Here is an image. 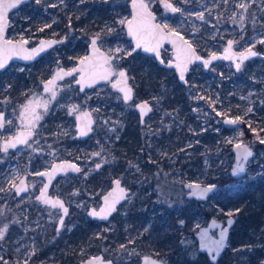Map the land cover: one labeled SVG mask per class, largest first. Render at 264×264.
Here are the masks:
<instances>
[{
    "label": "rangeland",
    "instance_id": "374dc122",
    "mask_svg": "<svg viewBox=\"0 0 264 264\" xmlns=\"http://www.w3.org/2000/svg\"><path fill=\"white\" fill-rule=\"evenodd\" d=\"M125 1L41 0L39 11L35 2L11 16L10 38L23 36L36 43L40 37L48 36V33L39 36L44 33L40 28H44V31L60 33L67 42L37 65L15 63L0 74V112L6 114L5 121H12L11 125L5 123L0 128V228L8 225L4 241L0 242L3 258L0 264L5 261L7 264H25V261L61 264L68 259L65 237L74 227L85 223L82 218L88 219V209L100 205L101 195L117 177L132 189L130 198L109 223L92 229L89 240L79 246L72 264H78L76 259L83 261L84 256L99 253L98 247L115 261L112 252L118 250V255H122L127 245L130 248L126 262L141 264L142 257L150 255L165 264H179L172 257L173 248H169L177 243L178 237L187 254L193 256L191 249L198 250L195 234L183 230L184 223L180 220L183 211L193 217L194 233L212 218L225 221L228 212L237 219L238 203L245 196L249 197V206L264 217V144L257 139V134L264 138V59L243 63L239 71L233 63L225 61L209 72L196 66L189 77L190 85L181 88L172 78V72L154 68L146 55H125L133 50L124 26L118 23L120 19H129ZM242 2L250 4L246 12L238 7ZM178 3L182 11L164 23L182 32L201 53L220 52L227 41L235 40L238 53L254 45L253 48L264 54V44L260 43L264 40V0L254 3L252 0H178ZM199 12L204 13V20L197 18ZM48 24L51 27H45ZM109 27L114 29L111 33L107 31ZM98 34L108 55L117 57L112 60L113 69L126 67L129 75L132 69L135 78L134 81L130 75L132 84L142 88L137 89L138 98L147 99L155 106V114L147 121V132L136 127L140 120L135 103H126L108 85L81 94L74 78L56 88V99L49 104L47 113L43 108L38 109L43 118L37 122L35 136L28 144L4 152L5 142L19 129L25 130L20 119L24 105L33 97L41 103L49 100L50 93L42 91L43 81L66 60L75 65L86 55L90 37ZM84 45L86 48L79 52V47ZM116 47L124 51L116 53ZM72 52L78 56L74 58ZM164 56L169 59L171 52L164 51ZM21 68L24 70L20 71ZM159 74L161 77L157 79L155 76ZM72 105H78L79 112L91 111L96 119L93 134L85 140L74 138L79 113L69 114ZM249 108L251 112L247 111ZM237 116L250 122L251 128L244 123L242 127L225 131L224 118ZM138 136L149 137L133 142ZM228 140L232 143H227ZM237 142L249 144L256 155L243 177L218 187L220 177L232 173L236 165L233 147ZM71 157L78 159L83 170L75 181L68 178L55 187L56 193L62 192L70 199L72 207L58 229L61 211L47 208L36 200L43 182L37 173ZM97 163L101 165L100 170L95 167ZM24 174L28 176L30 192L18 196L11 185H16ZM89 179L96 184H88ZM258 181H263L261 190L236 195L238 189ZM188 182L215 185L218 191L201 202L202 205L190 207V200L194 199L187 197L185 184ZM71 185L79 187L72 191ZM262 224L258 231L249 232L255 238L254 244L234 247L230 241V249L219 264H228L225 260L229 264H262ZM235 226L232 231L236 230ZM104 232L115 234L117 240L106 245V238L99 242L93 239ZM32 252L35 254L29 255Z\"/></svg>",
    "mask_w": 264,
    "mask_h": 264
},
{
    "label": "snow or ice",
    "instance_id": "6c2138e0",
    "mask_svg": "<svg viewBox=\"0 0 264 264\" xmlns=\"http://www.w3.org/2000/svg\"><path fill=\"white\" fill-rule=\"evenodd\" d=\"M23 0H3L0 2V69H4L9 60H11L14 56L18 57L23 60H32L40 52L45 51L47 48L52 47L56 43H63V41H41L40 46L36 48H32L29 50L25 45L29 43L27 39H24L23 36L20 37L19 41L14 42L12 39H5L6 29L9 26L8 20V12L10 9L17 8ZM37 4L41 2V0H35ZM83 2V0H81ZM187 2V0H185ZM254 3L255 0H252ZM160 3L163 7L171 11L173 13L181 12V8L174 6L171 0H160ZM55 6V5H50ZM239 8L243 9L245 12L250 7L248 3H240L238 5ZM132 9L133 15L131 19L123 18L118 21L120 25L127 27V34L132 36L135 40V47L136 48H143L145 52H153L156 56H159V48L162 46V43L165 40H168L172 43L173 47L176 49V63L175 67L180 72V79L182 81L185 80V73L188 71V66L194 63L197 60H201V57L197 56L195 53V49L192 47L191 43L185 40L182 36H179V33L176 32L174 29L170 28L167 23H156V17L150 10L149 3H146L145 0H132ZM197 18L200 20H204V13L199 12L197 14ZM235 21V17H233ZM242 22V21H241ZM45 27H51L50 24L45 25ZM114 29L108 28L107 31L111 33ZM40 31H44V28H40ZM178 37V40L176 39ZM100 39V34H98L94 39L91 41L93 54L92 56H85L80 59V67L73 68L68 72H64L63 70L56 73V76L53 79L48 80L44 83V91L46 93H50L49 100L40 101L36 100L35 97L29 100L26 105H24L23 112L21 113V124L25 128L24 131L17 133L10 141H6L3 145V151L7 152L9 148H15L17 144H28V139L33 135V131L37 126V122L40 121L43 117L38 109L43 108V111L47 113L48 106L52 100L56 99V81L58 79H63L64 76H71L73 73H80L79 79L76 81L77 83L81 84V91L85 86L91 87L93 83H95L98 79H110L111 76L115 75L118 76L119 79L113 84L114 88H117V85H122L118 88V91L123 93V99L128 101L132 98L131 93L132 89L127 86V74L123 70H114L112 67V60L117 59L114 55H105L104 53L100 52V49L97 47V40ZM234 41H228L229 47L225 50L226 54L223 57H218L215 54H212L210 60H203V66L208 67L212 60L215 59H228L233 60L236 59L238 62L236 63V70L239 71L242 67L243 62L248 59L249 57H255L259 55L256 51H253V47H247L244 51L240 53H232L231 48ZM261 44H264V40L260 41ZM111 51V50H110ZM124 49L121 47H116L115 52L120 53L123 52ZM125 55H132V51H127ZM99 57L102 64H97L96 59ZM119 59H123V57H119ZM161 63H164L161 60ZM168 67H172L173 65L169 63ZM101 68L103 69L102 72H97L96 69ZM24 69L21 68L20 71ZM204 97H201L203 99ZM6 102V101H5ZM142 115L147 114V112L151 111V108L145 103L139 105ZM213 110L215 111V107L213 106ZM248 112H251L252 109H247ZM79 113L77 115V120L80 121L79 126V134L80 136H87L90 131H92L91 125L93 121L91 120L90 113L87 112H79L78 105H72L69 109V114ZM218 116L221 115L220 112L216 113ZM28 121L25 124V121ZM5 123L11 125L12 121L8 120L5 121L3 114H0V128H4ZM224 123L236 125L241 123H248L249 127L251 128V123L245 121L241 116H237L234 119H225ZM255 133L256 129H252ZM242 135V133H241ZM257 139L261 144H264V138L259 137L257 134ZM227 143H232L231 140H228ZM235 149L238 150V155L240 158V163L237 164V168L234 171V175H239L240 173L245 171L243 164L248 161V158L253 155L250 147L247 145H243L241 142L235 143ZM191 147V145H189ZM94 155H99V153H95ZM97 169L101 167L99 163L95 165ZM72 170L75 172H80L81 169L77 167L75 164H66V165H55L52 168V171L49 172H39L37 173L40 176H47L49 184L51 180L54 178V175L57 172H67L68 170ZM137 170L138 167H137ZM116 189L113 190L112 193H109L107 196L104 197L105 206L100 209L99 212L93 210L89 214L93 217H97L102 220H107L109 215L112 212L116 211V204L119 203L120 200L125 199L127 197V193L124 188L120 186V181L116 180ZM15 188L17 194L27 191V187L25 186L24 181L20 182V185L17 186L15 184L11 185ZM187 187L189 189H195L192 195L197 196L200 199H206L208 194L213 192L215 189V185H209L206 187H201L199 183L196 184H188ZM48 184H45L41 190L39 197H37L42 203L46 205H50L53 208H60L65 215L68 213V208L64 206L63 201L59 199H51L47 196ZM239 211V210H237ZM227 215L232 216V212H228ZM63 219L60 220V225L63 226ZM215 224V221L213 222ZM228 225L232 224V220H228ZM8 231V225L5 224L3 228H0V242L4 241L5 234ZM226 232L227 230L222 228L220 232V239L219 240H211L210 242H205L202 247L207 248V250L213 253V260L220 256L221 251L226 247ZM207 235L206 233L204 234ZM123 247V246H122ZM35 253L32 252L29 255H34ZM3 258L0 257V260ZM7 264V261L4 262ZM27 264V261H25ZM81 264H105L102 257H93L87 261H82ZM107 264H111L110 261ZM145 264H160V261L153 260L149 257H145ZM264 264V262H262Z\"/></svg>",
    "mask_w": 264,
    "mask_h": 264
},
{
    "label": "water",
    "instance_id": "95a60500",
    "mask_svg": "<svg viewBox=\"0 0 264 264\" xmlns=\"http://www.w3.org/2000/svg\"><path fill=\"white\" fill-rule=\"evenodd\" d=\"M31 1H32V0H23V2L20 3V4L18 5L17 8H14V9H10V10H9V12H8V20H9V24H10V15H11L12 13L16 12L17 10H19L22 6H24V5L28 4V3H30ZM0 2H3V0H0ZM150 10H151V9H150ZM132 11H133V9H132ZM151 11H152V10H151ZM152 13L155 15V13H154L153 11H152ZM155 17H156V15H155ZM130 19H131V18H130ZM156 23H159V22H157V20H156ZM8 27H9V26H8ZM125 27H126V26H125ZM7 32H8V28L6 29L5 39H8V38H7ZM126 32H127V27H126ZM127 35H128V34H127ZM179 36H182L185 40H187L186 37L183 36V35L180 34V33H179ZM95 37H96V36L92 37V39H94ZM128 37H129L130 39L133 40L134 45H135V40L132 38V36L128 35ZM92 39H91V41H92ZM176 39H177L178 42H179L178 37H177ZM53 40H54V41H60L59 39H55V38H42V39H40L39 43H38L36 46H34V47H30V46H29V45H30V41H29V43H28L27 45H25V47H27L29 50H31L32 48L39 47L41 41H53ZM13 41L16 42V41H19V40H13ZM187 41H188V40H187ZM229 41H230V40H229ZM231 41H233V40H231ZM58 44H59V43H56V44H54L52 47L47 48L45 51L40 52V54L37 55V56H36L34 59H32V60H23V59H20V58L14 56L11 60L8 61L6 67H5L4 69H0V71H4V70H6V69L8 68V66H9L12 62H20V63H31V62H34V61L38 60V59L40 58V56H41L43 53L48 52L51 48H53L54 46H56V45H58ZM166 45H170L171 48L173 49V53H174V59H173L172 61L169 62V63H171L173 66H172V67H169V68H173L174 70H176V73H177V75H178L179 81H180V83L183 84V85H187V84L189 83V81H188V75H189L190 72H191L192 66H195V65H198V64H202V65H203V60H210V59H211V56H212V55H210V56H208V57H204V56L200 55V53L198 52V50L196 49V47L191 43L192 47L195 49V53H196V55L199 56V57H201V60H197V61H195L194 63H192V64H190V65L188 66V71L185 73V80L187 81V83H185V81H182V80L180 79V72H179V70L174 66L175 63H176V49L173 47L172 43H170L168 40H165V41L162 43V46L159 48V53H160L159 56H156L155 53H153V52H145V51L143 50V48H136V47H135V48H134V52L139 51V50H142V52L145 53V54H148V55H150V56H155V57L157 58L158 63H159L160 65L167 66L169 63H167V64H165V63H161V60H163V58H162V49H163ZM233 46H234V43H233V45H232L231 52H232V53H236L235 50H234V48H233ZM97 47L100 49V52H102V53H104V54L106 55V51H105V50L100 46V44H99V39L97 40ZM228 47H229V45H228V43H227V47L225 48V50H226ZM225 50H224L222 53H220V54H215V55L218 56V57H223V56L226 54ZM253 51H256V50L253 49ZM256 52H257V51H256ZM257 53H259V52H257ZM92 54H93V49H92V45H91V43H90V45H89V52H88V55H87V56H92ZM255 57L264 58V54H263V53H259V55L255 56ZM250 58H251V57H249L248 59H250ZM252 58H253V57H252ZM248 59H246L245 61H247ZM221 61H226V62L233 63V64L235 65V68H236V63L238 62V60H236V59H233V60H228V59H215V60H212L211 63L208 65V67H205V68L208 70V69H210L213 65H215V64H217L218 62H221ZM245 61H244V62H245ZM96 62H97V64H102V63H103V61H101V60L99 59V57H97ZM79 67H80V63H79L75 68H79ZM167 67H168V66H167ZM63 71H64V72H68V70H66V69H63ZM96 71H97V72H102L103 69H101V68H97ZM123 71L126 72L127 77H128L127 69H123ZM77 73H78V72H77ZM77 73H73V75H74V74H77ZM71 76H72V75H71ZM71 76H64L63 79H58V80L56 81V84L62 82L65 78H67V77H71ZM79 76H80V73L78 74V79H79ZM54 77H55V76H54ZM113 77H114V75L111 76L110 79H108V80H105V79H98L95 83L92 84L91 87H87V86H85V87L83 88V91H81V90H80V91H81V93H84L87 89H91V88L96 87V86H98V85H101V84H108V83L113 87V84H115L116 81L119 79V77H117L115 80H113ZM51 79H53V77L50 78V79H48V80H51ZM78 79H77V80H78ZM48 80H46L44 83H46ZM44 83H43V93H44V94H47V93L44 91ZM76 83H77V82H76ZM77 84L80 86V89H81V84H79V83H77ZM121 86H122V85H117V88H114V87H113V89H114L116 92H118V93H120V94L123 95V93H121L120 91H118V88L121 87ZM127 86L130 87V88L132 89V93H131L132 98H131L130 100H128V101H125V100H124V101H125L126 103H131V102H133V100H134V98H135V95H134V88H133V87L130 85V83H129V77H128V80H127ZM145 103L151 108V111H150V112H147V114H143V115H142L139 105H141V104H145ZM137 110H138V113H139V115H140L141 123H144L145 120H146V118H147L151 113L154 112V107L151 105V103H150L149 101H147V100H142V101L138 102V104H137ZM85 112L90 113L91 120L93 121V123H92V125H91L92 131H90V132L88 133L87 136H83V137L80 136V134H79L80 121L76 119V130H77L76 138L87 139V138H89V137L93 134V129H94L95 125H96L95 117H94V115H93V113H92L91 111H85ZM3 116H4V118H5V114H4V113H3ZM225 119H234V118H232V117H225ZM225 119H224V120H225ZM243 124H244V123L236 124V125H231V124H226V123H225L226 127L231 128V129L242 127ZM21 131H24V130H20L19 132H21ZM28 140H29V139H28ZM17 145H20V144H17ZM23 145H25V144H23ZM243 145H247V146H249V147H250V150H251L252 153H253V155H252L251 157L248 158V161H247L246 163L243 164V167L245 168V171L242 172V173H240L239 175H234L233 173H234V171H235L236 168H237V164L240 163L241 161H240V158H239V155H238V150L235 149V146L233 147V151H234L235 158H236V165L233 167V169H232L231 172H232V175H233L235 178L243 177V176L247 173V166H248V163L250 162V160H251V159L255 156V154H256V153H255V150H254L249 144H243ZM66 164H75L77 167H79V165H78L77 163H75V162H73V161H71V160H63V161H60V162H57V163L53 164V166H52L49 170H47V171H45V172H49V173H50V172L52 171V168H53L55 165H66ZM71 173H72V174H79V172H75V171H72V170H70V169H69L67 172H57V173L54 175V178L51 180V183H50V184H49V182H48V177H47V176H43V177L45 178V180H46L45 184H48L47 196L50 197V198L53 199V200H55V199H59V200L63 201L64 206L68 208V213H67V215H65V214L63 213V211H62L60 208H58V207H57V208H54V209H60V210L62 211V219H63V221H65L66 218L69 216V214H70V207L65 203V201H64L62 198H60V197H58V196H52V195L50 194V189H51V186H52L53 182H54L56 179H58L59 177L67 176V175H69V174H71ZM116 180H119V181H120V186H121L122 188L125 189V191H126V193H127V197H126L125 199L120 200L119 203L116 204V211H115V212H112V213L109 215V217H108L107 220H102V219H99V218H97V217H93V216H91V215L89 214L90 212H92L93 210L99 212L100 209L103 208V207L105 206L104 197L107 196L109 193H112L113 190L116 189V184H115V181H116ZM21 181H24L25 186L27 187V191H24V192L19 193L18 196H22L23 194H25V193H27V192L29 191V185H28V182H27V177H23V178H21L20 181L18 182L17 186L20 185V182H21ZM45 184H44V185H45ZM188 184H196V182H188V183H186V184H185V189L187 190V197H188L189 199H194V200L199 201V202H205V201H207L209 198H211V197H212V196L218 191L217 187L215 186L214 191L211 192V193H209V194H208V197H207L206 199H200V198H198L197 196L192 195V193H193V191H195V189H189V188L187 187ZM200 185H201V187L209 186V185H203V184H200ZM41 190H42V189H41ZM40 193H41V191H40ZM40 193H39V195H40ZM131 193H132V190L124 184V182H123L122 179H120V178H115V179L113 180V182H112V186L109 188V190H108L106 193H104V194L102 195V197H101V201H102L101 205H100L98 208L92 206V207H90V208L88 209V211H87V216H88V218H90V219L93 220V221L100 222V223H108V222H110V221L112 220L113 216H115V214H117V213L119 212L120 207H121L125 202H127V200L130 198ZM39 195H38L37 197H39ZM37 199H38V198H37ZM38 200H39V199H38ZM39 201H40V200H39ZM40 202H41V201H40ZM41 203H42V202H41ZM42 204L45 205V206H47V207H51L50 205H46V204H44V203H42ZM51 208H53V207H51ZM228 220H232V224H231V225H228V223H227ZM214 221H215V224L213 223ZM236 223H237V219H236L235 216H228V217L225 219V221H223V220H218V219H216V218H212V219H211L206 225H203L202 227H200V228L198 229V231L195 233V238H196V240H197V244H198V250H199V252L202 253V254L207 255V257L209 258V261H210L212 264H218V263L220 262V260L223 258V256L226 254V252L228 251L229 244H230V241H231V232H232L233 227L236 225ZM60 227H61V225H60V223H59V228H60ZM222 228H224V229L227 230V232H226V241H225V243H226V247L221 251L220 256H219L218 258H216L215 260H213L212 257H213L214 254L211 253V252H209V251L207 250V248L202 247V245L205 244V242H210L211 240H219V239H220V232H221V229H222ZM215 231H216V233H215ZM205 233L207 234L206 236L204 235ZM93 257H102V258H103V261L105 262V264H107L108 261H110L111 264H115V261H114L112 258H107L103 253L93 254V255L87 257V258H86L85 260H83V261H87V260H89V259H92ZM145 257H149V258H151V259H153V260H158V261H160V264H165L162 260H159V259H157V258H155V257H153V256H150V255L143 256L142 259H141V264H145ZM80 264H81V263H80Z\"/></svg>",
    "mask_w": 264,
    "mask_h": 264
},
{
    "label": "trees",
    "instance_id": "16d2710c",
    "mask_svg": "<svg viewBox=\"0 0 264 264\" xmlns=\"http://www.w3.org/2000/svg\"><path fill=\"white\" fill-rule=\"evenodd\" d=\"M47 32V31H44ZM57 35V34H56ZM41 36V35H39ZM57 36H61L60 33H58ZM86 47V46H85ZM84 47V48H85ZM133 70L131 69V75H133ZM134 77V76H133ZM135 81V78H134ZM135 83V82H134ZM177 83V82H176ZM178 86L179 83H177ZM137 89H142V88H138V86H136ZM181 88H186L184 86H180ZM139 130H142V128L137 125L136 126ZM225 131H227V129L224 128ZM135 140H132L133 142L135 141H143L144 137H142L140 139V137L138 136L137 138H134ZM147 140V139H146ZM142 145V143H141ZM231 144L228 145V149L231 150ZM237 181V178H235L232 173L227 174L226 176L223 175L222 177H220L219 181L217 182L218 187H223L225 184H227L228 182H235ZM261 186H263V181H258L256 183H249L247 186L238 189L236 195H241V194H246L248 192H252L253 190H261ZM241 198V197H240ZM180 200H185V198H181ZM187 200V199H186ZM185 202L187 203L188 200ZM249 197H243L242 199H240L239 203H238V207H239V211L236 214L237 215V223H236V230L231 232V242H232V246H243L245 244H254L255 238H251L249 232L251 231H258L259 228L263 225L262 222H264V217L263 215H261V213L258 212V210L251 208L250 205V201ZM243 201V202H241ZM192 204H195L197 206L202 205L201 202H197L195 200H190V207ZM193 206V205H192ZM84 220L85 223H81L80 225H78L77 227H74L69 234L65 237L66 238V242H67V251H68V259H64L61 261V264H72V259L76 256V254L78 253L79 250V246L81 244H84L87 242V240H89L90 235L92 234V229L97 226L100 225L99 223H96L92 220L87 219L86 220V216H84V218H82ZM180 220L184 223V229L183 230H187L190 234H195L194 230H193V224L191 223L193 220V217L191 218V216L187 213V212H182L180 214ZM85 224V225H84ZM117 234V233H116ZM264 235V231L262 233ZM195 236V235H194ZM193 237V236H192ZM103 238H106V245H108L109 243H112L113 240L116 238L117 240V236L115 234H111V233H102L101 237H95L93 236V239L96 240L97 242L101 241ZM262 238V237H261ZM257 241H260L259 238H256ZM177 240V239H176ZM181 237H178V240L175 241L177 242L176 244H171L169 246V248H173V253H172V257L175 258V260L178 261L179 264H212L208 257L205 254H201L200 252H198V250L196 248H192L191 251L193 252V256H191L189 253L187 254V250L183 251V246L181 247ZM262 243L264 244V239H261ZM65 242V243H66ZM114 245H116V242L114 241ZM177 245V246H176ZM98 251L99 253H104L106 256L109 255L108 252H105L102 247H98ZM124 248H126V250L123 251V254H119V251H115L112 252V256L111 257H115V264H132L131 262H126L125 259L128 256V252H129V248L130 245L125 246ZM230 249V247L228 248V250ZM264 249V246H263ZM262 250V249H261ZM110 251V250H108ZM90 256V255H89ZM262 256H264V252L262 253ZM88 255L84 256L83 259L87 258ZM225 258V255L223 257V259L219 262H223ZM139 261V259H137ZM75 262H77L78 264H80L81 260H74ZM226 263H230L229 261L225 260ZM224 262V263H225ZM218 263V264H219Z\"/></svg>",
    "mask_w": 264,
    "mask_h": 264
},
{
    "label": "flooded vegetation",
    "instance_id": "af4514ba",
    "mask_svg": "<svg viewBox=\"0 0 264 264\" xmlns=\"http://www.w3.org/2000/svg\"><path fill=\"white\" fill-rule=\"evenodd\" d=\"M127 1V2H126ZM125 2H126V11H127V13L129 14V19L130 18H132V15H133V11H132V0H126ZM145 2L146 3H149V5H150V9L155 13V15H156V20H157V22H159V23H164V21L165 20H167L168 18H170V17H174V16H177L178 14H179V12H176V13H173V12H171V11H168V10H166L164 7H163V5L160 3V0H155V1H151V0H145ZM171 2L173 3V5L174 6H177V7H179V3H178V0H171ZM34 4L35 3V0H32L30 3H28V4H26V5H24V6H27V5H29V4ZM37 6V10L39 11L40 9H41V7H42V4H36ZM24 6H22L21 8H23ZM123 7V6H122ZM20 8V9H21ZM19 9V10H20ZM18 11V10H17ZM16 11V12H17ZM15 13V12H14ZM14 13H12L11 15H10V24H9V27H8V32H7V38L8 39H12V40H20V39H13V38H10L9 36H8V34H9V30H10V28H11V16L14 14ZM173 29V28H172ZM124 30H125V33H126V38L132 43V46H133V50H132V53L133 54H135V53H141V54H144V55H146L147 57H149V58H151V63L153 64V66H154V68H157L159 71H169V72H172V78L174 79V81L175 82H177V83H179V85L181 86H184V87H187V86H189L190 85V80H189V77H190V75H191V73H192V71H193V68L194 67H196V66H200V67H202L203 69H204V71L205 72H209L215 65H213L210 69H206L202 64H198V65H195V66H192V69H191V72H190V74L188 75V81H189V83L187 84V85H183V84H181L180 83V81H179V78H178V75H177V73H176V70H174L173 68H169V67H167V66H164V65H160L159 63H158V60H157V58L155 57V56H150V55H148V54H145V53H143L142 52V50H139V51H136V52H134V48H135V45H134V42H133V40L132 39H130L129 37H128V35H127V32H126V27L124 26ZM176 32H178V33H180V34H182L183 36H185L182 32H180V31H178L177 29H174ZM47 32H44L43 34H41V36H44V35H46L47 33H48V36H46V37H40L39 38V40H38V42H36V43H34V42H32V41H30V40H28V41H30V47H34V46H36L38 43H39V41H40V39H42V38H55V39H59L60 41L62 40L63 41V43H59L58 45H56V46H54L53 48H51L48 52H45V53H43L41 56H40V58L38 59V60H36V61H34V62H31V63H21V64H23V65H28V67H30V66H32V65H37V64H39L45 57H46V55H48V54H51V53H53L58 47H60L62 44H64L65 43V45H66V42H67V38H64V37H62V35L61 36H57L58 35V33H56V34H54L53 33V30H50V29H47L46 30ZM49 31H51V34L49 33ZM94 36H97V35H93V36H91L90 37V42H89V45H90V43H91V39H92V37H94ZM186 37V36H185ZM186 39L189 41V39L186 37ZM234 41V46H233V48H234V50H235V44H236V42H235V40H233ZM190 42V41H189ZM191 43V42H190ZM227 43H228V41H227ZM227 43H226V47H227ZM99 44H100V39H99ZM89 45H88V51H87V53H86V55L85 56H87L88 55V52H89ZM86 45H84V46H81V47H79V52L85 47ZM100 46H101V44H100ZM195 46V45H194ZM102 47V46H101ZM196 47V46H195ZM225 47V48H226ZM86 48V47H85ZM84 48V49H85ZM103 48V47H102ZM225 48L224 49H222V51H220V52H217V53H211V54H206V53H201L199 50H198V48L196 47V49L198 50V52L200 53V55H202V56H204V57H208V56H210V55H212V54H220V53H222L224 50H225ZM104 49V48H103ZM254 50H256L257 52H259V53H261L260 51H258L256 48H253ZM105 50V49H104ZM166 50H169L170 52H171V57L169 58V59H166V57L164 56V51H166ZM106 51V50H105ZM70 52V51H69ZM235 52L236 53H238L236 50H235ZM72 54H73V57L75 58V57H77L78 55H76V54H74L73 52H72ZM106 55H108V53H107V51H106ZM85 56H83V57H85ZM133 56V55H132ZM83 57H81L80 59H82ZM162 58H163V61H164V63L165 64H167V63H169L170 61H172L173 59H174V53H173V49L171 48V46L170 45H166L163 49H162ZM256 58H259V57H251L250 59H248L247 61H245V62H243V63H246V62H248V61H250V60H252V59H256ZM80 59H78L77 60V62H76V64L74 65L73 63H70L69 61H67L66 60V62H64L63 64H62V66H60V67H58L54 72H52L51 73V75L50 76H48L44 81H43V83L46 81V80H48V79H50V78H52V77H54V76H56V73L57 72H59V71H61V70H63V69H66V70H68V71H70L71 69H73V68H75L78 64H79V61H80ZM259 59H264V58H259ZM223 62V61H222ZM226 62V61H225ZM15 63H20V62H12L9 66H8V68L6 69V70H4V71H0V74H2L3 72H5V71H7L10 67H11V65H13V64H15ZM219 63V62H218ZM217 63V64H218ZM235 66V65H234ZM123 69H127L126 67H124V68H122L121 70H123ZM236 69V68H235ZM130 70V69H129ZM127 72H128V77H129V83H130V85L134 88V95H135V98H134V100H133V102H131V104L132 103H135V105H136V111H137V117L139 118V126L142 128V130H144V131H146L147 132V130H148V128H147V121L155 114V106L149 101V100H147V99H143V98H138V94H139V91L137 90V87L135 86V85H133L132 84V82H131V79H130V75H131V72H130V75H129V71H128V69H127ZM78 74L79 73H77V74H74V75H72L71 77H67V78H65L62 82H68V81H70L71 79H76V81H77V79H78ZM118 76H115L114 75V77H113V80H115L116 78H117ZM131 77L132 78H134L133 77V75H131ZM157 79L158 78H160L161 77V75L159 74V75H157V76H155ZM20 79H22V78H20ZM76 81H75V84L76 85H78L77 83H76ZM145 81V80H144ZM62 82H60V83H62ZM146 82V81H145ZM158 81H155V83H157ZM43 83H42V86H43ZM60 83H57L56 85H57V87H59L61 84ZM101 85H108V86H110L112 89H113V87L108 83V84H101ZM101 85H98V86H101ZM98 86H96V87H98ZM56 87V88H57ZM78 87H79V91H80V86L78 85ZM96 87H93V88H91V89H87L84 93H81V91H80V93L81 94H85L86 92H88V91H90V90H92V89H94V88H96ZM43 91V90H42ZM113 91L115 92V93H117V94H119V95H121V97L123 98V95L122 94H120V93H118V92H116L114 89H113ZM142 100H147V101H149L150 103H151V105L154 107V112L153 113H151L147 118H146V120H145V122L144 123H141V119H140V115H139V113H138V110H137V104H138V102H140V101H142ZM128 104H130V103H128ZM4 112H0V114H3ZM5 114V113H4ZM77 119V118H76ZM225 119V118H224ZM5 120H6V114H5ZM96 120V119H95ZM224 127H225V129H228V127H226V125H225V123H224ZM20 130H24V129H19L18 130V133H19V131ZM77 131V130H76ZM93 132H94V129H93ZM147 134H149V132L147 133ZM15 136V135H14ZM14 136H12L10 139H9V141L14 137ZM35 136V131H33V135L29 138V140H28V142L33 138ZM149 137V136H148ZM148 137L146 136V139L148 140ZM75 139H80V138H76V135H75V137H74ZM80 140H85V139H80ZM21 145H23V144H20V145H17L15 148H11V149H16L17 147H19V146H21ZM3 150V149H2ZM235 155V154H234ZM256 155V154H255ZM63 160H71V161H73V162H75V163H77L78 165H79V168L81 169V171L79 172V174H69V175H67V176H63V177H59L58 179H56L54 182H53V184H52V186H51V189H50V194L52 195V196H58V197H60V198H62L64 201H65V203L70 207V212H71V206H70V204H69V202H70V199L68 198V197H66V196H63V194H62V192H59V193H56L55 192V187L56 186H58V184H60L61 183V181H63V180H65V179H68V178H70V179H73V181H75V179H77L80 175H81V173H82V165H81V163L78 161V159H76V158H68V159H62V160H58V161H56V162H54V163H52V165L50 166V168L53 166V164H55V163H57V162H60V161H63ZM50 168H48L47 170H49ZM47 170H43V171H41V172H45V171H47ZM100 170V169H99ZM23 177H27V182H28V185H29V191L27 192V193H29L30 192V183H29V180H28V176L26 175V174H24L21 178H23ZM42 177V180H43V182H42V187L40 188V190L38 191V194H37V196L39 195V193H40V191H41V189L43 188V186H44V184H45V182H46V180H45V178L43 177V176H41ZM20 178V179H21ZM118 178V177H117ZM20 179H19V181H20ZM115 179V178H114ZM113 179V180H114ZM18 181V182H19ZM113 182V181H112ZM92 183H95V182H93V181H91L90 179H89V181H88V184H92ZM18 184V183H17ZM16 184V185H17ZM96 184V183H95ZM76 187H79L78 185H71V188H72V191H76ZM128 187V186H127ZM130 188V187H129ZM131 189V188H130ZM132 190V189H131ZM27 193H25V194H27ZM106 193V192H105ZM79 194V193H78ZM18 195V194H17ZM103 195V194H102ZM102 195H101V197H102ZM37 196H36V200L38 201V202H40L38 199H37ZM71 197H72V199L74 198L75 199V197H73L72 195H70ZM77 200H78V198H77ZM100 200H101V198H100ZM79 201V200H78ZM41 203V202H40ZM101 203H102V201L100 202V205H101ZM42 204V203H41ZM43 205V204H42ZM99 205V206H100ZM43 206H45V205H43ZM98 206V207H99ZM45 207H47V206H45ZM97 207V208H98ZM47 208H51V207H47ZM51 209H54V208H51ZM55 210H60V209H55ZM61 211V210H60ZM61 213H62V211H61ZM116 215V214H115ZM113 218H114V216H113ZM112 218V219H113ZM62 219V218H61ZM89 220H91L90 218H88ZM66 221V220H65ZM64 221V222H65ZM93 221V220H92ZM94 222H96V221H94ZM60 223V222H59ZM96 223H99L100 224V222H96ZM109 223V222H108ZM101 224H105V223H101ZM61 228V227H60ZM59 228V225H58V229H60ZM215 233H216V231H215ZM105 255V254H104ZM106 256V255H105ZM107 257V256H106ZM107 258H109V257H107ZM86 259V258H85ZM82 262V261H81ZM80 262V263H81Z\"/></svg>",
    "mask_w": 264,
    "mask_h": 264
}]
</instances>
